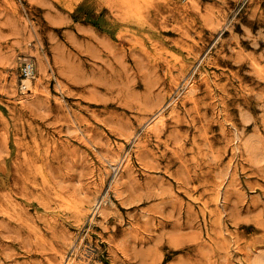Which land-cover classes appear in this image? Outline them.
Wrapping results in <instances>:
<instances>
[{
  "label": "rangeland",
  "instance_id": "rangeland-1",
  "mask_svg": "<svg viewBox=\"0 0 264 264\" xmlns=\"http://www.w3.org/2000/svg\"><path fill=\"white\" fill-rule=\"evenodd\" d=\"M67 263L264 264V0H0V264Z\"/></svg>",
  "mask_w": 264,
  "mask_h": 264
},
{
  "label": "bare ground",
  "instance_id": "bare-ground-1",
  "mask_svg": "<svg viewBox=\"0 0 264 264\" xmlns=\"http://www.w3.org/2000/svg\"><path fill=\"white\" fill-rule=\"evenodd\" d=\"M37 61H38V63H39V68L38 69H36V71H34V73H33V76H32V78H28V79H23L21 82H22V85H21V87H22V89H24V91H25V89H26V91H32L31 93H33V94H36L37 93V90L34 88V87H31V84L33 83V80H36V81H38V76H40V75H45L46 74V69H45V63H44V61H43V58H42V56H40V55H37ZM44 60H45V57H44ZM164 123V118H163V116L162 115H160V114H158L150 123H148V124H151L149 127H152V126H156L157 124H163ZM90 137V136H89ZM128 163V158L127 157H125L124 159H123V162H122V164L124 165V164H127ZM121 164V166L119 167V169H118V171H117V173H116V176L120 173V170H121V168H122V165ZM120 175V174H119ZM99 208V207H98ZM98 210V209H97ZM96 210V211H97ZM68 264V263H67ZM70 264H72V263H70Z\"/></svg>",
  "mask_w": 264,
  "mask_h": 264
},
{
  "label": "built area",
  "instance_id": "built-area-1",
  "mask_svg": "<svg viewBox=\"0 0 264 264\" xmlns=\"http://www.w3.org/2000/svg\"><path fill=\"white\" fill-rule=\"evenodd\" d=\"M34 73V65L30 61H24L20 67L19 75L23 79L32 78ZM21 80V81H22Z\"/></svg>",
  "mask_w": 264,
  "mask_h": 264
}]
</instances>
